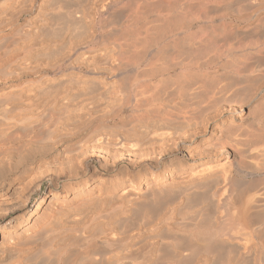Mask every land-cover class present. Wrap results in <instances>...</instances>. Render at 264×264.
I'll use <instances>...</instances> for the list:
<instances>
[{
	"label": "bare ground",
	"instance_id": "1",
	"mask_svg": "<svg viewBox=\"0 0 264 264\" xmlns=\"http://www.w3.org/2000/svg\"><path fill=\"white\" fill-rule=\"evenodd\" d=\"M0 264H264V0H0Z\"/></svg>",
	"mask_w": 264,
	"mask_h": 264
}]
</instances>
